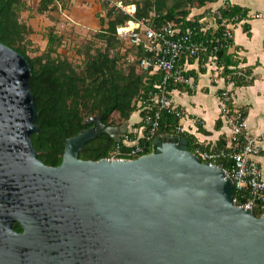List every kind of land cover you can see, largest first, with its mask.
I'll use <instances>...</instances> for the list:
<instances>
[{
  "label": "water",
  "instance_id": "obj_1",
  "mask_svg": "<svg viewBox=\"0 0 264 264\" xmlns=\"http://www.w3.org/2000/svg\"><path fill=\"white\" fill-rule=\"evenodd\" d=\"M31 76L0 42V264H264V215L236 206L232 179L186 138L164 135L136 160H81L100 134L128 131L99 116L60 166L39 160Z\"/></svg>",
  "mask_w": 264,
  "mask_h": 264
},
{
  "label": "trees",
  "instance_id": "obj_2",
  "mask_svg": "<svg viewBox=\"0 0 264 264\" xmlns=\"http://www.w3.org/2000/svg\"><path fill=\"white\" fill-rule=\"evenodd\" d=\"M27 1L0 0V42L21 53L30 65L32 76L29 84L37 110L35 124L39 128L31 139L39 160L51 167L61 165L68 139L94 126L88 124L89 120L101 116L105 125L123 127L139 112L142 102L148 100L162 80L159 73L141 70L137 63L128 69L123 66L126 53L120 49L123 42L117 37L119 27L130 21H142L155 29L171 25L182 32L196 27V39L214 47L222 42L223 21L246 17L241 8L226 4L219 10L220 16H216L217 30L204 32L198 19H190L191 13L217 0H125L127 5H136L134 15L117 11L102 1L105 15L100 19L101 28L94 41L83 45V62L75 66L56 55L59 38L52 33L48 37L47 52L35 58L29 57L27 44H30L28 37L32 29L20 21L21 13L28 10ZM69 4L70 0H41L38 12H54L59 10V5L66 9ZM99 42L102 46L96 47ZM140 51L144 54L142 48ZM218 56L221 63L229 65L225 48L219 50ZM225 74L232 76L235 82L236 77L228 68ZM179 122L177 117L163 113L156 137L150 142L141 141L146 146L145 155L155 151V140L164 135L186 138L193 152L190 137L177 130ZM116 145L117 142L109 135L100 134L85 145L79 158L86 161L107 159L112 156ZM218 165L228 169L233 166V161L222 159ZM253 215L257 218L264 215V202L257 205ZM14 230L23 232L19 223L14 224Z\"/></svg>",
  "mask_w": 264,
  "mask_h": 264
},
{
  "label": "built area",
  "instance_id": "obj_3",
  "mask_svg": "<svg viewBox=\"0 0 264 264\" xmlns=\"http://www.w3.org/2000/svg\"><path fill=\"white\" fill-rule=\"evenodd\" d=\"M117 11L134 15L136 5H127L125 0H101ZM218 16L219 12L217 13ZM260 16H257L259 18ZM242 19L233 18L222 22L224 32L219 46L211 47L196 39V27H189L185 32L171 25L155 29L142 21H130L127 25L117 29V37L121 42L130 43L135 49L136 61L141 70L159 73L162 77L155 91L148 100L142 102L139 128H130L117 142L112 156L108 160H136L145 155L146 146L141 141L150 142L160 131L163 113L171 114L179 120L184 113L172 104L171 87L174 85L194 88L185 71L179 68L181 62L207 58L218 64L223 70L218 52L221 48L228 49L234 40V29ZM143 49L141 54L140 50ZM124 51H126L124 49ZM228 87L234 86L232 76H226ZM231 92L224 89L218 96L221 119L229 131L230 148L219 150L206 148L200 141L194 144V155L202 162L218 165L222 159H230L233 166L225 170L232 179L235 188L234 204L249 210H254L260 202H264L263 171L255 161L261 152V136H254L247 132V120L240 109L231 106ZM177 130L185 134V129L178 126ZM221 167V166H220Z\"/></svg>",
  "mask_w": 264,
  "mask_h": 264
},
{
  "label": "crops",
  "instance_id": "obj_4",
  "mask_svg": "<svg viewBox=\"0 0 264 264\" xmlns=\"http://www.w3.org/2000/svg\"><path fill=\"white\" fill-rule=\"evenodd\" d=\"M101 2L70 0V3L76 5L83 4V9L86 6L87 10L93 8L100 12ZM226 4L246 12V17L234 29L231 46L226 49L229 65L220 62L223 70H219L218 64L204 58L181 62L179 68L185 71L194 88L172 86L171 100L184 113L179 125L184 127L193 145L200 141L206 148L226 150L230 148L229 131L221 119L218 96L228 88L231 92V106L240 109L246 116L247 132L262 137L261 152L255 161L261 167L264 177V0H217L204 8L194 9L190 19H198L204 32L217 30V13ZM83 18L89 21L91 16L85 12ZM227 68L236 77L232 87H228L226 82ZM137 115L132 123L129 121L130 128L141 126L139 112Z\"/></svg>",
  "mask_w": 264,
  "mask_h": 264
},
{
  "label": "rangeland",
  "instance_id": "obj_5",
  "mask_svg": "<svg viewBox=\"0 0 264 264\" xmlns=\"http://www.w3.org/2000/svg\"><path fill=\"white\" fill-rule=\"evenodd\" d=\"M41 0H28V10L22 12L20 21L32 29V34L29 35L27 54L31 58H35L47 52L48 37L52 33L56 35L58 40L57 54L62 59H67L75 66L81 65L83 62V45L89 41H94V36L100 30L99 20L104 17V12L87 10L83 4L70 3L68 8L64 9L59 5V10L41 14L38 12V7ZM102 6V2L100 3ZM85 12L91 16L89 21H86L83 16ZM97 12L99 13L97 15ZM130 43H122L121 50L125 51L126 58L123 60V66L128 69L133 63H138L136 60L135 49L131 48ZM101 47L100 42L95 45ZM124 53V52H123ZM54 55V56H56ZM135 113L131 118V123L137 118Z\"/></svg>",
  "mask_w": 264,
  "mask_h": 264
},
{
  "label": "flooded vegetation",
  "instance_id": "obj_6",
  "mask_svg": "<svg viewBox=\"0 0 264 264\" xmlns=\"http://www.w3.org/2000/svg\"><path fill=\"white\" fill-rule=\"evenodd\" d=\"M81 160H83V159H81Z\"/></svg>",
  "mask_w": 264,
  "mask_h": 264
}]
</instances>
